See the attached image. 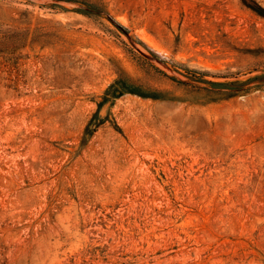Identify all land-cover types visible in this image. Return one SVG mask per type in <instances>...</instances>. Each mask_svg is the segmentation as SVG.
<instances>
[{
  "label": "rangeland",
  "instance_id": "rangeland-1",
  "mask_svg": "<svg viewBox=\"0 0 264 264\" xmlns=\"http://www.w3.org/2000/svg\"><path fill=\"white\" fill-rule=\"evenodd\" d=\"M0 264H264V0H0Z\"/></svg>",
  "mask_w": 264,
  "mask_h": 264
}]
</instances>
